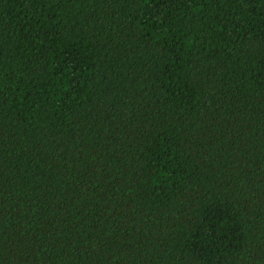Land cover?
Wrapping results in <instances>:
<instances>
[{
    "label": "trees",
    "instance_id": "trees-1",
    "mask_svg": "<svg viewBox=\"0 0 264 264\" xmlns=\"http://www.w3.org/2000/svg\"><path fill=\"white\" fill-rule=\"evenodd\" d=\"M0 264H264V0H0Z\"/></svg>",
    "mask_w": 264,
    "mask_h": 264
}]
</instances>
